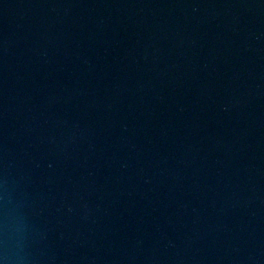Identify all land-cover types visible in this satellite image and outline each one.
<instances>
[{
	"label": "water",
	"instance_id": "water-1",
	"mask_svg": "<svg viewBox=\"0 0 264 264\" xmlns=\"http://www.w3.org/2000/svg\"><path fill=\"white\" fill-rule=\"evenodd\" d=\"M3 264H264V0H0Z\"/></svg>",
	"mask_w": 264,
	"mask_h": 264
}]
</instances>
